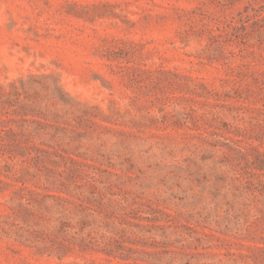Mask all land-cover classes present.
<instances>
[{
    "label": "rangeland",
    "instance_id": "1",
    "mask_svg": "<svg viewBox=\"0 0 264 264\" xmlns=\"http://www.w3.org/2000/svg\"><path fill=\"white\" fill-rule=\"evenodd\" d=\"M0 264H264V0H0Z\"/></svg>",
    "mask_w": 264,
    "mask_h": 264
}]
</instances>
